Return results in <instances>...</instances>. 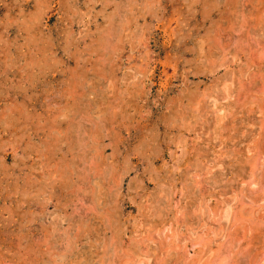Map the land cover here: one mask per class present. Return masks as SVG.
Returning a JSON list of instances; mask_svg holds the SVG:
<instances>
[{
  "label": "rangeland",
  "instance_id": "obj_1",
  "mask_svg": "<svg viewBox=\"0 0 264 264\" xmlns=\"http://www.w3.org/2000/svg\"><path fill=\"white\" fill-rule=\"evenodd\" d=\"M0 264H264V0H0Z\"/></svg>",
  "mask_w": 264,
  "mask_h": 264
}]
</instances>
